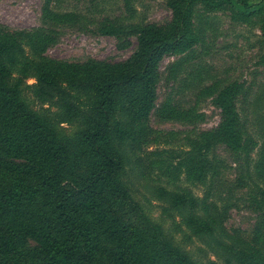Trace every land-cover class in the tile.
<instances>
[{"label": "trees", "instance_id": "trees-1", "mask_svg": "<svg viewBox=\"0 0 264 264\" xmlns=\"http://www.w3.org/2000/svg\"><path fill=\"white\" fill-rule=\"evenodd\" d=\"M124 4L133 16V0ZM169 6L172 17L162 24L101 28L107 35L129 32L136 37V49L127 59L67 64L46 58L35 63L39 93L46 100H61L70 107L61 78L95 96L94 114L77 154L21 99L19 84H10L11 67L19 60L22 44L15 33L0 25V264H197L166 236L162 225L148 216L120 180L124 161L119 147L134 139V129L114 125L112 116L119 107H127L138 122H145L153 111L165 120L194 123L203 119L196 110L179 111L170 102L158 107L164 60L178 58L167 73L169 79L177 80L202 42L201 16L223 10H229L238 22L259 17L264 44V0L252 4L249 0H170ZM46 18L70 25L82 21L80 14L51 16L48 9ZM58 34L53 26L33 28L35 53L45 55ZM243 91L244 85L237 81L216 82L203 90L220 110V123L202 132L201 142L192 149L168 154L170 161L181 158L178 164L189 163L193 179L218 173L221 164L209 155L220 146L241 152L250 164L258 140L244 130L238 107ZM261 129L264 137V126ZM164 166L172 172L161 161L160 167ZM254 167L262 171L263 185H258L254 199L251 239L234 253L239 264H264V158L256 160ZM171 197L175 204L197 205L186 195ZM195 230L200 232L202 227L197 225Z\"/></svg>", "mask_w": 264, "mask_h": 264}, {"label": "rangeland", "instance_id": "rangeland-1", "mask_svg": "<svg viewBox=\"0 0 264 264\" xmlns=\"http://www.w3.org/2000/svg\"><path fill=\"white\" fill-rule=\"evenodd\" d=\"M169 2L133 0L135 13L131 16L124 0H0V25L4 31L15 33L22 44L19 60L11 67L10 84H19L21 99L28 107L76 149V154L80 153L78 143L94 114L95 96L61 78L70 107L61 100H46L39 93L35 63L46 58L67 64L127 59L136 49V37L129 32L119 37L107 35L101 28L107 24H162L172 17ZM45 9L51 16L77 13L82 21L74 25L54 23L44 19ZM201 17L198 26L204 31L202 42L177 80L169 79L167 73L178 58L164 60L157 105L170 102L179 111L196 110L204 118L185 123L165 120L153 111L145 122H138L127 107H119L112 116L114 125L134 129V139L119 147L124 161L119 176L148 216L160 223L166 236L197 264H239L234 253L251 239L256 222L254 199L259 194L258 185H263L262 171L254 165L264 158V44L257 16L238 22L229 10H223ZM41 26H53L59 32L57 42L43 56L35 53L30 36L33 28ZM235 81L244 85L238 99L244 130L258 140L251 162H246L241 152L220 146L209 155L221 164L218 173L193 179L190 164H178L181 158L170 161L168 154L192 149L201 142L202 132L218 126L220 110L203 90L216 82ZM161 161L172 172L160 167ZM173 194L194 198L197 205L175 204ZM197 225L202 231L195 230Z\"/></svg>", "mask_w": 264, "mask_h": 264}]
</instances>
